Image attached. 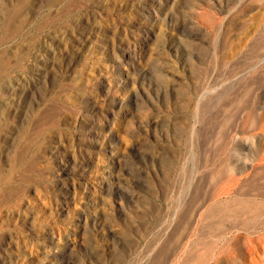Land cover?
Returning a JSON list of instances; mask_svg holds the SVG:
<instances>
[{
	"label": "rangeland",
	"instance_id": "obj_1",
	"mask_svg": "<svg viewBox=\"0 0 264 264\" xmlns=\"http://www.w3.org/2000/svg\"><path fill=\"white\" fill-rule=\"evenodd\" d=\"M0 264H264V0H0Z\"/></svg>",
	"mask_w": 264,
	"mask_h": 264
}]
</instances>
